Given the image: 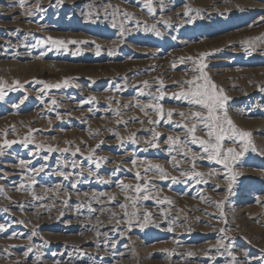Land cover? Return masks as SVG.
<instances>
[{
	"label": "rangeland",
	"instance_id": "rangeland-1",
	"mask_svg": "<svg viewBox=\"0 0 264 264\" xmlns=\"http://www.w3.org/2000/svg\"><path fill=\"white\" fill-rule=\"evenodd\" d=\"M151 7L0 0V144L17 141L0 155V264H264V0H151ZM199 63L256 149L237 158L232 180L207 159L195 161L201 182L191 179L200 148L190 145L185 157L166 143L185 136L176 113L197 110L171 94ZM160 81V102L175 112L152 125L155 112L145 117L135 105L154 103L149 93L159 95ZM153 128L161 133L156 147L146 143ZM150 165L167 178L145 173ZM137 172L150 181L151 198L134 208L118 185L138 183Z\"/></svg>",
	"mask_w": 264,
	"mask_h": 264
},
{
	"label": "snow or ice",
	"instance_id": "snow-or-ice-1",
	"mask_svg": "<svg viewBox=\"0 0 264 264\" xmlns=\"http://www.w3.org/2000/svg\"><path fill=\"white\" fill-rule=\"evenodd\" d=\"M62 2V0H61ZM20 6L23 7V0H20ZM148 10L152 12L153 9L151 7V0H148ZM159 35V33H157ZM51 39V38H49ZM54 46L64 45L65 42L62 40L52 41ZM68 43L75 44L77 41H69ZM97 47V55H99V45ZM111 54V53H109ZM208 55L207 53L201 54V59ZM207 66L203 63H199L197 67L193 70L194 74L191 79L183 82V85L180 86V90L178 92H173L171 94L172 99L183 100L186 101L190 106L197 109L195 111L179 112L176 113L181 117L182 122L177 123L175 127L181 128L185 132L184 137L171 136L167 137L166 143L170 146L169 152L173 149L182 150V155L187 157L188 153L192 152V148L190 145H196L200 148L201 154L192 152L191 160H192V175L191 179H197L202 177L204 174L195 170L196 165L195 161L197 159H207L208 161H214L216 164L222 165L224 169L229 172V179L232 180L235 177V173L232 172V166L234 162L237 160L239 156H241L244 152L248 151L251 147L252 151H256L255 147L252 145L250 140L251 133L245 130L240 129L234 121L228 116L226 102L228 97L224 94L223 89L218 88V86L212 81L211 77L205 71ZM65 85L68 83L67 80L64 81ZM16 84H19L17 81ZM145 87L148 86V82H144ZM60 84L48 85L45 84L46 88L55 87L59 88ZM163 81H160L159 87L157 88V92L159 95H152L149 93L151 97V101L148 104H137L136 107H139L140 111L144 113L145 117H148V109H151L155 112L158 119L153 120L150 117L147 119V123L152 125H158L161 120H166L171 122L172 116L174 115V109L165 110L163 104L160 102L164 99L166 93L164 89ZM4 90H3V82L0 81V99H3ZM94 99V98H92ZM55 103V101H53ZM119 103V102H117ZM131 105H125V107H129ZM116 116H120L119 110L115 112ZM137 119V118H133ZM143 123V121H141ZM117 124L124 123L125 125L128 123L127 121L117 120ZM153 139L146 141L151 147L157 146V141L161 133L155 131V129H151ZM198 132H203L204 135H198ZM118 139H122L121 137H117ZM130 140L135 142V134L133 133L128 137ZM225 141H230L233 144H238L241 147V151H237L235 147H225ZM17 141H10L5 139L2 144H0V155L3 154V148L5 146H11ZM28 138H25L23 143L25 147L27 146ZM103 143V141H101ZM37 147H40L39 145ZM99 144L97 145V148ZM53 149L49 148L48 151H52ZM62 151H67V149H63ZM94 151V150H93ZM76 152H80L79 148H76ZM75 155V153H73ZM91 159V157H89ZM104 159V158H102ZM172 160L175 164L178 165L176 161V157L173 156ZM133 165L136 164V160L132 161ZM23 164V161H21ZM75 166V165H74ZM99 167V164H97ZM152 168L156 169L162 178H167V173L163 170L160 165H150L149 168L145 169V173H147ZM41 169H37L36 171H41ZM183 175H187V173H182ZM61 175H66L61 173ZM138 183L135 185L132 184H124L122 181L119 182V187L122 191L125 192V200L130 201L132 207L140 202L142 199L151 198L148 193L150 189L148 187L150 181L146 180L141 176L140 172L136 173L135 176ZM172 180L175 182L176 178L172 177ZM35 179H32V183L35 184ZM103 182V181H102ZM142 182V183H141ZM197 182H201L197 179ZM75 188V185H73ZM231 189V183L229 184V190ZM20 190V189H17ZM132 193V194H129ZM144 194L141 197V194ZM111 200H115V197H110ZM166 199V198H165ZM66 203V202H65ZM120 208L125 209L124 215L125 217H129V213L127 212V204H120ZM115 215V214H113ZM131 215H136L133 212ZM150 215L148 213L145 214V218ZM119 223V221H117ZM131 220L129 219V224ZM143 227V225H141ZM5 230V226L0 224V232ZM171 230V229H170ZM223 231V229L221 230ZM31 251V249H29ZM230 254V253H229ZM27 255V253H25ZM235 259V258H233ZM56 264H60L59 261Z\"/></svg>",
	"mask_w": 264,
	"mask_h": 264
}]
</instances>
